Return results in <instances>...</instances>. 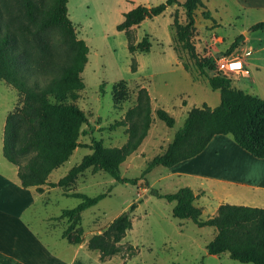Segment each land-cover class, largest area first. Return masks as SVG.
<instances>
[{"label":"trees","instance_id":"obj_1","mask_svg":"<svg viewBox=\"0 0 264 264\" xmlns=\"http://www.w3.org/2000/svg\"><path fill=\"white\" fill-rule=\"evenodd\" d=\"M182 5L186 21L175 22L177 41L188 50L195 64L205 73L210 86L218 89L221 102L217 106L204 103L193 106L184 124L178 128L160 153L154 155L141 173L146 178L156 165L171 167L202 152L216 134H232L243 149L255 157H264V98L248 93L232 84V77L215 65L212 56L201 57L193 37L196 31V10L204 7L203 0H163L155 5L140 3L124 12L118 30H128L144 19L163 13L168 7ZM205 17H210L208 10ZM264 29V21L254 25ZM52 35V36H51ZM243 35H239L226 54H231ZM149 35L137 43L129 42V50L150 51ZM88 48L84 38L77 35L76 27L68 14V0H0V82L16 88L23 96V109L27 120L18 111L6 117L3 133V154L18 166V176L24 187L44 191V185L71 187L80 173L93 166L109 172L118 181L136 182L121 174L120 165L141 145L153 121V107L149 90L141 86L135 105L125 116L112 124L127 126L128 139L121 146H105L93 139L80 163L71 167L58 181H49L51 172L61 166L81 145L79 136L89 123L87 113L76 104L67 102L83 88L82 71L87 61ZM185 69L189 65L182 62ZM136 70L135 66L132 67ZM127 88L125 80L114 87L115 99ZM157 116L168 126L176 118L164 107H158ZM27 126L23 129V124ZM152 194L174 201L173 215L190 218L200 226H214L217 233L208 243L211 254L229 252L234 259L252 264H264V207L222 203L217 213L202 218V208L194 201L196 194L190 186H181L174 192L162 193L152 188ZM66 193V192H65ZM66 195L80 198L77 206L64 208L57 219H64L62 236L70 243L82 241V212L98 203L106 193L91 196L72 191ZM132 204L113 219L100 233L88 240L90 249L99 250L101 258L119 252V242L132 226Z\"/></svg>","mask_w":264,"mask_h":264},{"label":"rangeland","instance_id":"obj_2","mask_svg":"<svg viewBox=\"0 0 264 264\" xmlns=\"http://www.w3.org/2000/svg\"><path fill=\"white\" fill-rule=\"evenodd\" d=\"M161 1L68 0L69 17L76 27L77 35L84 38L88 52L82 71L84 87L77 89L76 96H69L66 101L82 108L88 115L89 123L83 124L85 133L79 136V141L84 145L78 146L69 159L53 171L50 179L62 177L92 152L89 144L93 139L101 140L105 146H121L127 141V126L112 127V124L122 119L128 108L135 105L141 86L147 87L153 97V121L141 145L120 165L121 174L138 178L136 182L118 181L109 172L91 166L80 173L69 188L59 186L49 193H35L36 199L24 213L23 219L29 222L30 228L37 232L41 241L50 243L52 248L56 239L63 237L62 232L67 223L64 219L55 217L56 220H48L45 217L50 214L58 216L64 208L75 207L81 201L75 196L63 195L61 189L64 194L72 191L85 192L91 196L106 193L98 203L82 212V240L103 232L115 217L135 204L131 212L132 226L119 242V252L114 254L120 257L115 258L116 263L119 259L131 258L128 264H252L232 258L229 252L209 253L207 245L216 235L217 229L214 226H200L190 218L174 216L172 211L175 202L152 194L151 189L154 187L166 193L182 184L179 178L157 180L169 171L168 166L156 165L146 174V178L141 177L148 161L165 149L193 106L204 103L217 106L221 102L220 91L210 86L206 74L199 70L188 50L177 41L175 22L186 21L182 5L170 6L163 13L148 17L128 30L117 29L125 11L140 3L155 5ZM205 10H208L206 6L196 10L197 26L193 41L199 55L214 57L215 65L219 68L220 57H239L237 53L226 54L227 48L220 45V40L218 44L213 40L214 27L227 40L233 39L235 25L228 24V20L235 16L232 11L234 8L232 12L225 13L220 25L217 21L210 22L204 16ZM232 22L237 21L234 19ZM236 24L239 26L240 22ZM145 35H149L152 40L151 50L131 52L129 42L137 43ZM182 62L187 63L189 68L185 69ZM133 66L136 70L132 69ZM227 73L231 77H239L235 71ZM120 80L126 81L127 88L120 98L118 95L115 99L114 87ZM23 106V96L18 90L1 81L0 161L9 167L15 166L3 154L6 117L17 110L19 117L26 121L27 114ZM158 107H164L175 116L174 126H168L157 116L155 110ZM26 126L27 123L22 128ZM210 216L213 215L206 211L202 218Z\"/></svg>","mask_w":264,"mask_h":264},{"label":"crops","instance_id":"obj_3","mask_svg":"<svg viewBox=\"0 0 264 264\" xmlns=\"http://www.w3.org/2000/svg\"><path fill=\"white\" fill-rule=\"evenodd\" d=\"M203 2L210 12L207 19L212 23L217 21L220 25L223 23L222 17L226 16L225 13L234 11L235 16L228 20V24L235 25L233 39L227 40L226 36L220 35L217 27H214L213 40L217 44L220 40V45L228 51L237 37L243 35L231 55H239L248 75L235 71L239 77L234 78L232 75V84L264 98V29L254 28L256 23L264 21V0ZM234 19L236 23L240 22L239 26L232 22ZM151 98L153 100L152 95ZM14 166L9 167L4 161H0V264L129 263L131 258H122L116 263L115 258L118 255L102 259L98 250L88 247L90 237L77 244L61 237L56 239L52 248L50 243L42 242L37 232L30 228L29 222H25L23 215L35 201V193H49L59 186L44 185L43 192L38 191L36 187H24L18 176V166ZM169 168V171L157 180L181 179L182 184L177 186L176 190L181 186H190L196 194L194 203L202 208V215L206 211L215 215L220 204L226 202L264 207V157H255L243 149L230 133L216 134L202 152ZM51 174L49 181L55 182L61 178L51 180ZM157 180L151 184H155ZM61 193L66 195L62 189ZM55 217L57 215L50 214L45 218L56 220Z\"/></svg>","mask_w":264,"mask_h":264},{"label":"built area","instance_id":"obj_4","mask_svg":"<svg viewBox=\"0 0 264 264\" xmlns=\"http://www.w3.org/2000/svg\"><path fill=\"white\" fill-rule=\"evenodd\" d=\"M218 66L224 71H241L248 75V72H245L243 61L240 57L229 58L227 56H222L218 60Z\"/></svg>","mask_w":264,"mask_h":264}]
</instances>
